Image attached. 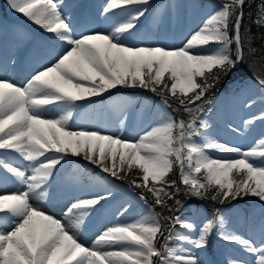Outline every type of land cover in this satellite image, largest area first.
<instances>
[{"label":"snow or ice","instance_id":"obj_1","mask_svg":"<svg viewBox=\"0 0 264 264\" xmlns=\"http://www.w3.org/2000/svg\"><path fill=\"white\" fill-rule=\"evenodd\" d=\"M148 3L149 0H106L105 13L116 14L114 10L122 9L128 18L110 32L77 37L56 0H9L15 12L53 34L67 48L54 63L34 73L23 87L0 79V169L27 189L0 194V228H8L0 231V264H201L191 253H177L169 246L170 241L175 235L177 241L205 248L217 225L222 239L251 254L252 264H264V242L258 246L253 240L224 232L225 222L218 216L202 227L178 216L163 217L173 227L179 224L197 232L198 238L193 239L186 233L169 232L165 236L160 214L142 215L131 223L106 228L88 248L78 242L74 233L108 195L73 203L69 213L77 210V219L67 227L30 203L33 196H47L44 185L59 170L58 165L67 163L68 155L83 156L118 180L136 169L141 175L130 184L146 190L162 208H167V201L181 191L180 185L185 195L197 197L214 189L211 199L219 198L221 203L246 196L264 202V140L249 150L217 143L207 138L209 125L197 115L202 111V104L197 102H204L221 75H227L244 59L240 29L245 0L223 3L183 47L126 45L125 34L131 35ZM256 23L264 26V7ZM210 43L218 47L196 51ZM258 84L264 91V79H259ZM118 86L156 93L165 107L176 104L175 110L189 118L176 120L165 114L136 141L98 131L71 130L69 121L79 102L102 96ZM49 110L61 115L44 118L43 113ZM254 119L264 120V116ZM198 137L203 142H197ZM210 149L235 155L212 158L207 154ZM10 153L29 162L31 174L13 166L6 155ZM174 169H179V184L168 179ZM141 199L146 197L141 195ZM158 235L163 239L159 247ZM228 264L238 262L229 260Z\"/></svg>","mask_w":264,"mask_h":264},{"label":"rangeland","instance_id":"obj_2","mask_svg":"<svg viewBox=\"0 0 264 264\" xmlns=\"http://www.w3.org/2000/svg\"><path fill=\"white\" fill-rule=\"evenodd\" d=\"M60 1L62 2V0H56L57 3H61ZM164 1L168 4L169 12L164 5L157 6L156 2L149 0L148 5L145 6L147 8L146 13L139 18L136 22V27L131 30V35L136 37L132 45L145 46L142 43L145 37L151 36L154 26H159L160 29L165 28L166 33L171 26L169 33H165L166 36L163 35L162 37L164 38H160L161 44L164 43L165 46L158 47H165L166 49L183 47L187 39L202 28L206 19L227 0ZM86 4V2L81 1L79 6H86ZM60 8L63 15L71 14L76 17L75 21L69 20L75 34L87 15L73 4L65 7L60 5ZM89 12L96 22L95 29L91 32L82 33L81 31L77 34L78 36L102 32L100 29L102 23L96 17L98 11L95 8L92 9L91 6ZM154 16L155 19L153 21L157 18L159 20L151 25L150 19ZM98 17H100V14ZM165 17H167L166 26L163 27L165 25ZM16 18L17 12L10 7L9 0H0V37L13 34L20 30L18 29L19 27L24 26L23 19L18 18L16 20ZM174 18L176 19V24L174 23ZM32 27L37 29L35 31L36 34L37 32L43 33L47 37L44 45L38 44V51L29 50L30 54H34V59L22 65V73L18 68L16 69L20 76L12 75L10 61L13 58L18 59L17 55L20 53L18 46L28 36H34L33 32L29 30V33L17 40L5 64L0 62V79L7 80L18 87L25 86L34 73L54 63L58 55L67 48V45L55 40L53 34L45 32L35 24ZM186 27L192 29L183 31ZM147 45L157 47L155 45L158 44L147 43ZM217 47L218 45L215 43H210L206 46L198 47L196 51L201 48L216 49ZM238 71V66H236L235 72L231 71L229 75L233 80L227 82L223 90L216 94L211 101H208L206 106L203 105V102H197V104H202V111L197 113V115L209 125L206 129L209 140L238 147L242 150H249L256 146L259 141L264 140V120L254 119L264 116V91L260 89L258 80L249 75L236 74ZM154 95V93L142 90L140 87L130 88V91L121 90V92L111 89L102 96L92 97L89 100L79 102L80 106L73 110L69 121L71 130L83 129L91 131L94 125V127H97L100 123L103 126L110 124L111 126L108 130L99 132L120 136L128 141H136L150 127L155 125L163 115H169L161 100L155 102ZM44 115V118L52 119L57 118L61 113L49 110L44 112ZM76 119L78 120L77 122ZM250 120L253 123L246 124ZM97 122L99 123L97 124ZM113 127L114 129H112ZM196 140L197 142H203L202 138L199 137ZM207 154L212 158L235 155L233 153H218L211 149L208 150ZM6 155L13 166L31 174V169L27 167L29 162L22 160L15 153ZM46 155L56 154L47 153ZM65 159L67 163H63L62 166L58 165L57 168L59 170L55 171L49 183L44 185V191L47 192V196L44 198L33 196L30 199V203L45 212V214L60 220L67 227L70 221L75 222L77 219L75 214L77 210L69 213L73 203L99 194L108 195L109 198L101 201L100 205H96L91 211V215L84 220L80 230L74 233L78 242L85 247L92 248L97 236L115 223L127 224L139 219L142 215L155 214L130 184V181L139 178L141 175L136 169H133L124 180H118L102 172L96 165L84 160L83 156L73 157L68 155ZM73 167H78V169L80 167V169L73 173V171H70L74 170L72 169ZM120 175L125 176L124 173ZM236 179L239 180L241 177L236 176ZM26 190V187L18 184L11 174L0 169V194L19 193ZM150 197L153 198L151 195ZM125 208L127 209L126 212L124 211ZM242 208V204L231 206L237 220L242 222L241 231L235 233L228 223L229 219L227 221L223 219L225 222L223 231L253 240L259 246L264 242V202L258 201L250 206L253 214L247 221L242 214ZM201 213V210H196L194 206H189L182 208L175 217L178 216L186 222L202 227L210 218ZM7 230V227L0 228V231ZM164 232L165 236L172 232L186 233L193 239L198 238L197 232L186 230L179 224L173 227L171 222L168 229L165 228ZM209 237L211 248L214 251L220 249L217 254L209 253L207 246L197 249L185 242L177 241L175 235L169 246L182 255L191 253L201 264H228L229 260H236L238 264H252L253 257L243 251L242 246L222 239V232L218 225L213 229ZM162 243L163 240L158 243L157 247ZM212 254L216 257L215 261L212 260Z\"/></svg>","mask_w":264,"mask_h":264},{"label":"trees","instance_id":"obj_3","mask_svg":"<svg viewBox=\"0 0 264 264\" xmlns=\"http://www.w3.org/2000/svg\"><path fill=\"white\" fill-rule=\"evenodd\" d=\"M227 2V1H225ZM262 7H264V0H245L243 5V19L241 23L240 33L243 39V56L244 59L239 63V71L236 73H241L244 75H249L255 77L257 80L264 79V26H260L256 23L257 19L261 15ZM234 19V18H233ZM230 34H232L231 26L229 29ZM232 55L235 56V45H232ZM235 72V69L232 70ZM231 71L227 75H221V78L218 83H215V86L208 90L204 97L203 105H207L208 101H211L212 98L216 96L223 88L226 83L233 80L229 75ZM200 82V81H199ZM202 82V81H201ZM114 90L117 92L130 91V88L125 87H117ZM145 90V89H142ZM148 91V90H147ZM159 91V88L158 90ZM151 92V91H149ZM153 93V92H151ZM155 102L161 100L160 96L154 93ZM176 104H173L172 107H166L168 114L174 117L176 120H187L189 117L183 111H176ZM70 170L73 172H77L78 167H73ZM94 172V171H93ZM96 172V171H95ZM168 179L176 180L179 184V176L178 169H174L172 173L169 174ZM138 180V178H136ZM139 182V181H138ZM136 193L140 195H144L146 200H144L151 210L155 214H160L161 219L160 223L163 225L164 229L169 227L170 221L163 219V217H174L179 213L182 208H187L189 206H194L196 210H201L202 213L207 217L215 218L221 217L225 220H228V223L231 229L237 233L241 231L242 222H239L234 215L233 210L231 209V204H236L237 202H242L243 204V215L246 217V221L249 217H252V210H250V206L258 201H260L257 197L246 196L242 198H238L235 200H227L223 203L220 202V199L212 200L211 196L214 194L215 190H210L205 196L197 197V196H189L185 195L183 192V185H180L181 191L176 194L174 199L168 200L167 208H162L154 203V199L150 197L151 194L147 193L146 190L136 188L132 186ZM171 191H175L171 189ZM262 202V201H261ZM230 205V206H229ZM170 209V210H169ZM165 235V232H164ZM161 237H157V245L162 240ZM208 242V241H207ZM207 249L213 252L210 245H207ZM220 249H216L215 253Z\"/></svg>","mask_w":264,"mask_h":264},{"label":"bare ground","instance_id":"obj_4","mask_svg":"<svg viewBox=\"0 0 264 264\" xmlns=\"http://www.w3.org/2000/svg\"><path fill=\"white\" fill-rule=\"evenodd\" d=\"M86 2V6H79L80 5V2ZM151 1H154L157 3V6H161V5H164L166 7V10L169 12L168 10V7H167V3H165L164 0H151ZM61 2V1H60ZM105 3H106V0H62L61 3H58L59 5L61 6H68L70 4H73L75 5L76 7H78L77 9H81L82 12L84 11L85 14L87 15L84 19H83V23L81 25L80 28H78L75 32V36L79 37L77 34L79 32L82 31L83 32H91L95 29V20L91 17L90 15V10H91V6H92V9L95 8L97 11H98V14L96 15V17L98 19H100V23H102V26H101V31L103 33H107V32H110L112 30V28L117 25L118 23L120 22H123L125 19H127L128 17L126 15H124L123 13V10L122 9H116L114 10V12L116 14H112V13H105L104 12V6H105ZM94 11V10H93ZM100 14V17H98V15ZM167 14V13H166ZM68 20L70 21H75V16L73 15H65ZM153 16V15H152ZM167 16V15H166ZM146 17V16H145ZM18 18H21L23 19V25L24 26H21L19 27L18 29H20L19 31L13 33V34H8V35H4L2 37H0V62L4 63L6 62V60L9 58V56L11 55L10 52H11V49L14 47L15 43L17 40L21 39L22 37H24V35H26L27 33H29V30L30 32H33L36 35L35 31L37 29H33L32 25H34L32 22L28 21L27 18L23 17L22 14L20 13H17V18L16 20H18ZM150 19V18H149ZM155 19V16L154 17H151L150 19V23L151 25L159 20L158 18L153 21ZM166 20H167V17H165V25L166 26ZM153 21V22H152ZM174 23L176 24V19L174 18ZM168 24V23H167ZM195 25V23H194ZM193 25V26H194ZM168 28V27H167ZM1 29V28H0ZM192 29V28H191ZM189 29V27H186L183 31H188V30H191ZM171 30V26H170V29L168 28V32ZM38 33V32H37ZM166 31H165V28L163 29H160L159 26H154L153 27V31L151 32V36L149 37H145V40L143 41L142 44H144L145 46H148L147 43L149 44H158V45H155V46H165V44H161L160 42V38H164L162 37L163 35L166 36ZM183 35H185V33H183ZM125 36L127 37L124 41V43L126 45H132L136 39L135 36L133 35H129V34H125ZM40 39H44L46 38L47 36L45 34H40L39 35ZM35 42H38L37 39H34V40H31L30 41V46L28 47H22L21 45L18 46V50H20V53L19 55H17L18 59L17 58H13L11 61H10V65L12 66V75L16 76V75H19L18 72H16V69L18 68L19 71H23V67L22 65L24 63H27L28 61H33V56L34 54L32 55V53L30 54L29 50L32 51H38V47L36 45H34ZM20 76V75H19ZM45 117V115L43 116ZM78 120L76 119V122ZM99 122H97L98 124ZM93 126V125H92ZM95 126V125H94ZM93 126V129L91 131H101V132H104L105 130H108L109 127L111 126L110 124H108L107 126H103L101 123L98 124L97 127H94ZM114 129V127L112 128ZM181 254V253H179Z\"/></svg>","mask_w":264,"mask_h":264}]
</instances>
